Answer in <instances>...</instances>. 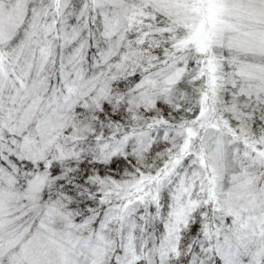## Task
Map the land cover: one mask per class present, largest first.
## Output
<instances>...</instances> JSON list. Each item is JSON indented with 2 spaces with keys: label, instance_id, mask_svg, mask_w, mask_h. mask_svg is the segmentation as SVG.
I'll list each match as a JSON object with an SVG mask.
<instances>
[{
  "label": "snow or ice",
  "instance_id": "1",
  "mask_svg": "<svg viewBox=\"0 0 264 264\" xmlns=\"http://www.w3.org/2000/svg\"><path fill=\"white\" fill-rule=\"evenodd\" d=\"M0 264H264V0H0Z\"/></svg>",
  "mask_w": 264,
  "mask_h": 264
}]
</instances>
